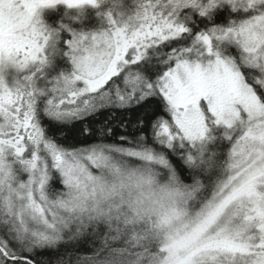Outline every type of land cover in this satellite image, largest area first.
Segmentation results:
<instances>
[{"label": "snow or ice", "instance_id": "obj_1", "mask_svg": "<svg viewBox=\"0 0 264 264\" xmlns=\"http://www.w3.org/2000/svg\"><path fill=\"white\" fill-rule=\"evenodd\" d=\"M0 264H264V0H0Z\"/></svg>", "mask_w": 264, "mask_h": 264}, {"label": "trees", "instance_id": "obj_2", "mask_svg": "<svg viewBox=\"0 0 264 264\" xmlns=\"http://www.w3.org/2000/svg\"><path fill=\"white\" fill-rule=\"evenodd\" d=\"M108 112H102L98 117H97V120L99 121H102L104 120L107 116H108ZM124 119V114L123 113H118L117 116H116V120L119 121V120H122Z\"/></svg>", "mask_w": 264, "mask_h": 264}, {"label": "rangeland", "instance_id": "obj_3", "mask_svg": "<svg viewBox=\"0 0 264 264\" xmlns=\"http://www.w3.org/2000/svg\"><path fill=\"white\" fill-rule=\"evenodd\" d=\"M88 23L91 25V24H94L95 23V18L93 17L91 20L88 21Z\"/></svg>", "mask_w": 264, "mask_h": 264}]
</instances>
